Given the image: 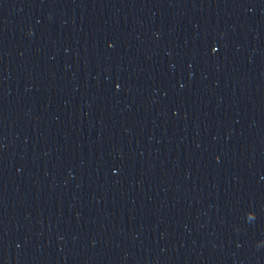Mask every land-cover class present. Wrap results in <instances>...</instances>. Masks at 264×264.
I'll use <instances>...</instances> for the list:
<instances>
[{"label":"water","instance_id":"95a60500","mask_svg":"<svg viewBox=\"0 0 264 264\" xmlns=\"http://www.w3.org/2000/svg\"><path fill=\"white\" fill-rule=\"evenodd\" d=\"M0 264H264V0H0Z\"/></svg>","mask_w":264,"mask_h":264}]
</instances>
